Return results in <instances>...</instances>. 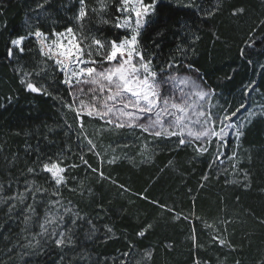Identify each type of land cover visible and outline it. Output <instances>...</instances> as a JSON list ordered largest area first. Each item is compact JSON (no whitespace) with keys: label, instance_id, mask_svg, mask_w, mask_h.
Masks as SVG:
<instances>
[{"label":"trees","instance_id":"obj_1","mask_svg":"<svg viewBox=\"0 0 264 264\" xmlns=\"http://www.w3.org/2000/svg\"><path fill=\"white\" fill-rule=\"evenodd\" d=\"M86 2L95 6V0ZM40 4H44L43 13ZM186 4L193 6L184 7ZM78 8L77 0H0V184L4 185L5 197L18 188L24 191L25 180L35 181L51 193L54 185L46 182V175L39 170L35 175L27 174L26 170L30 166L39 168L34 163L38 156L46 159L63 151L67 165L80 166L69 167L68 183L60 190L61 196L91 219L99 231L89 241L85 234L90 226L81 222L76 247L64 251L53 247L45 255L29 257L24 249L16 247L18 241L24 243L20 235L22 207L9 217L7 204H2L0 264H57L61 256L64 264H92L104 259L112 264L111 258L128 251L130 243L136 246L135 258L144 250L153 252L147 264H260L264 260V117L246 126L239 142L228 139L222 166L212 169L208 165L216 151L215 143L208 154L197 157L191 147L153 141L139 130L109 131L104 125L101 134L97 133L85 117L84 131L97 144L104 159V175L111 178L101 180L81 164L75 114L53 98L60 95L71 102L67 88L60 84L63 76L52 67L41 77L33 75L37 84L45 85L52 95L26 91L20 83L16 69L34 72L42 58L34 38L24 42V54L17 50L9 58L10 40L27 36L26 22L33 25L31 31L35 27L49 34L53 29L62 31ZM214 8L215 14L207 16ZM234 9L243 11L232 15ZM159 21L153 27L162 35L155 44L154 33L146 32L142 41L147 54L157 56L154 63H166L173 55L179 58L178 45L187 48L188 62L200 70L208 87L215 89L221 105L235 110L245 103L242 88L255 80L257 90L248 97L246 108L258 109L257 100L264 95V69L259 67L264 64V40L246 49L244 59L240 50L245 42H251L249 34L254 29L252 40L264 36V0H163ZM91 26L97 27L95 17ZM112 32L105 26L101 34L110 36ZM156 45L161 47L157 50ZM249 59L253 61L251 66ZM246 114L242 109L239 115L243 118ZM67 125L72 126L71 131ZM146 142H150L148 149L142 151ZM111 152L114 154L110 156ZM233 152L238 155L229 161L227 157ZM113 156L116 162L107 163ZM85 159L93 168L101 167L94 154L86 153ZM233 163L237 164L235 170ZM206 172L209 176L204 181ZM31 199L29 195V203ZM43 199L47 201L48 197ZM152 201L167 205L180 219ZM38 213L43 216V204ZM67 223L71 224V219ZM149 224L152 227L143 237L136 235ZM105 225L113 232L106 233ZM33 231H39L38 227ZM213 236L226 244L214 242ZM84 252L90 260L81 259ZM116 264H120L118 259Z\"/></svg>","mask_w":264,"mask_h":264},{"label":"snow or ice","instance_id":"obj_2","mask_svg":"<svg viewBox=\"0 0 264 264\" xmlns=\"http://www.w3.org/2000/svg\"><path fill=\"white\" fill-rule=\"evenodd\" d=\"M77 2L78 10L68 17L71 23L62 31L53 29L49 34L39 27L31 31L33 25L26 22L29 29L27 36L20 35L11 39L7 56L12 58L17 50L21 55L24 54V42L29 38L35 39L42 59L38 63V70L34 72L24 71L22 67L16 69L21 77L20 83L26 91L52 95L45 85L37 84L33 75L41 77L52 67L63 76L60 84L67 88L71 102L64 101L60 95L53 98L75 114L79 129L76 141L80 148L81 164L97 173L101 180L111 178L104 175V159L97 144L84 131L85 117L101 121L108 126L109 131L139 130L142 134L152 137L153 141H174L177 148L191 147L197 157L208 154L215 143L216 151L209 162V169L222 166L230 136L239 142L246 126L254 119L264 117V106L259 109L246 108L248 97L257 90L255 80L242 88L245 103L232 110L216 100L218 94L215 89L208 87L200 70L188 62L187 48L178 45L176 51L179 58L173 55L166 63H154L157 56L148 55L146 45L142 41L146 32L154 33L153 44L162 35L153 26L160 23L159 9L163 0H95V6L91 7L86 0ZM38 8L43 13L44 4L38 5ZM215 10L216 8L206 15H214ZM242 11L243 9H234L232 15ZM203 15L202 13V18ZM93 17L96 18L95 29L91 26ZM105 26L113 30L110 36L101 34ZM255 31L254 29L249 34L251 42H245L240 50L242 59L246 58V49L255 47L264 40V36L252 40ZM160 47L156 45L157 50ZM247 62L250 66L253 64L250 59ZM259 67L264 69V64ZM182 70L186 74H182ZM52 83H55V80ZM242 109L247 113L243 118L239 115ZM67 127L69 131L72 130L71 125ZM148 143L150 142L145 143L142 151H147ZM86 153L94 154L101 167L93 168L85 159ZM237 155L238 153L233 152L232 156L227 158L232 161ZM116 159L113 156L107 163L114 164ZM34 163L39 168L30 166L26 173L35 175L39 170L41 174L46 175V182L54 185L51 193L35 181L25 180L24 191H19L18 188L11 196L5 197L4 185L0 184V205L7 204L8 216L12 217L16 210L22 207L23 226L20 235L24 243L18 241L16 247L24 249V254L29 257L45 255L53 247L60 251L74 248L77 245V228L84 221L90 226L85 234L86 239L93 240L99 229L91 219L81 215L71 201H64L60 192L68 183L69 167L77 168L80 165H67L63 151L46 159L38 156ZM232 168L235 170L237 164L233 163ZM208 176L209 173L206 172L202 180L206 181ZM29 195L32 198L30 203ZM43 197H48L47 201ZM151 203L164 211L173 212L174 218L180 219L167 205L160 204L159 201ZM41 204L44 205L43 216L38 213ZM68 219H71V224L67 223ZM34 227H38L39 231H33ZM104 227L106 233L113 232L111 227ZM151 227V224L146 225L136 235L143 237ZM193 239L195 241V236ZM212 239L222 246L226 244L219 236H213ZM135 252V244L130 243L128 251L121 252L119 257L111 258L112 264H116L117 259L120 264H147L153 256L151 250H144L139 254V258H135ZM81 259L90 260V257L84 252ZM57 264H64V256L60 257ZM92 264H108V259ZM260 264H264V260Z\"/></svg>","mask_w":264,"mask_h":264},{"label":"rangeland","instance_id":"obj_3","mask_svg":"<svg viewBox=\"0 0 264 264\" xmlns=\"http://www.w3.org/2000/svg\"><path fill=\"white\" fill-rule=\"evenodd\" d=\"M182 74H186L182 71ZM257 108L259 109L261 106H264V95H262L258 100H257ZM87 118V117H86ZM87 122H89L90 128H92V130H94L97 133H100L104 130V124L96 119H89L87 118ZM89 129V128H88ZM103 129V130H102ZM90 130V129H89ZM232 137L230 136L228 139H231ZM114 152L110 153V156L113 155Z\"/></svg>","mask_w":264,"mask_h":264}]
</instances>
